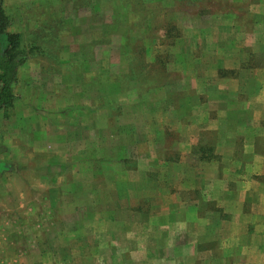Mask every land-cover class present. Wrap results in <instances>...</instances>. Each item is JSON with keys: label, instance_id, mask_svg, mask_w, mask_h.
Returning a JSON list of instances; mask_svg holds the SVG:
<instances>
[{"label": "crops", "instance_id": "0c3cea01", "mask_svg": "<svg viewBox=\"0 0 264 264\" xmlns=\"http://www.w3.org/2000/svg\"><path fill=\"white\" fill-rule=\"evenodd\" d=\"M47 1L70 29L47 84L74 95L52 101V134L88 191L69 199L55 264L71 249L79 264H264V0H248L246 24L176 7L122 31L98 16L131 2Z\"/></svg>", "mask_w": 264, "mask_h": 264}, {"label": "rangeland", "instance_id": "374dc122", "mask_svg": "<svg viewBox=\"0 0 264 264\" xmlns=\"http://www.w3.org/2000/svg\"><path fill=\"white\" fill-rule=\"evenodd\" d=\"M85 1L89 4V0ZM113 1L133 4V8L128 10L130 15L126 16L127 10L114 7L103 9L98 16L103 21H118L115 30L120 31L124 29L123 22L128 17L142 20L144 15L150 24H139L146 29L152 28V24L161 25L167 12L168 18L174 19L176 7L189 14L213 17L216 29L222 28L220 21L225 14L237 24L248 21V0H144L147 4L143 0ZM2 2L8 17V29L20 33L21 47L26 51L27 58L20 67V78L16 83L17 103L6 111H0V136L9 147L5 157L15 165L13 170L5 172L0 178V264H55L63 256L64 245H68L65 237L63 239L60 221L65 219L64 213L80 203L69 199L79 196L85 200L81 203H86L88 197V191L72 179L68 149L62 148L61 138L52 134L56 123L53 119L60 120L58 116H52V101H64L63 96H74L71 90L62 92L58 88L50 89L52 85L47 84L56 78L61 79L52 71L61 62L58 58L60 39L67 36L70 29L57 24L51 1ZM234 28L230 27L231 32L236 31ZM247 28L250 29V25ZM178 33L170 23L165 31L161 30V35L169 41ZM249 44L251 41L248 40ZM73 49L76 51L77 47ZM37 60H41L42 65L36 63ZM226 74L233 76L234 71ZM36 114H39L38 120L34 116ZM87 227L93 229L94 223ZM34 240L36 249L31 246ZM69 252L72 264L82 263L78 256L72 254V249ZM83 264H88L86 259H83Z\"/></svg>", "mask_w": 264, "mask_h": 264}, {"label": "trees", "instance_id": "16d2710c", "mask_svg": "<svg viewBox=\"0 0 264 264\" xmlns=\"http://www.w3.org/2000/svg\"><path fill=\"white\" fill-rule=\"evenodd\" d=\"M0 0V110L12 108L17 93L16 83L19 79L20 67L27 58L26 51L21 47L20 33L8 29V17ZM6 146L0 136V155L6 151ZM11 163L0 157V177L11 167Z\"/></svg>", "mask_w": 264, "mask_h": 264}]
</instances>
